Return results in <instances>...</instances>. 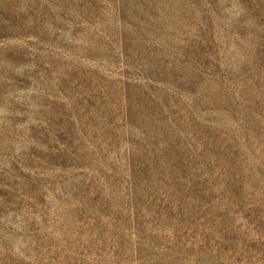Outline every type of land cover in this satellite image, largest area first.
<instances>
[{"label":"rangeland","instance_id":"1","mask_svg":"<svg viewBox=\"0 0 264 264\" xmlns=\"http://www.w3.org/2000/svg\"><path fill=\"white\" fill-rule=\"evenodd\" d=\"M0 264H264V0H0Z\"/></svg>","mask_w":264,"mask_h":264}]
</instances>
